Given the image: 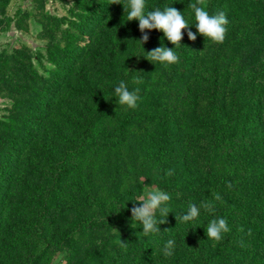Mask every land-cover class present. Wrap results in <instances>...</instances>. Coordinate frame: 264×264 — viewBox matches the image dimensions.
I'll use <instances>...</instances> for the list:
<instances>
[{
    "label": "trees",
    "instance_id": "16d2710c",
    "mask_svg": "<svg viewBox=\"0 0 264 264\" xmlns=\"http://www.w3.org/2000/svg\"><path fill=\"white\" fill-rule=\"evenodd\" d=\"M195 2L150 0L146 12L172 6L182 12L190 24L189 29L182 30L183 38L178 47L169 42L162 31L154 29L157 33L152 39V48L161 45L175 47L179 60L167 64L150 61L148 56L140 55L139 59L130 58L124 73L118 72L117 63L111 57H103L100 65L103 64L105 69L92 74L84 72V69L77 70V61L71 59L72 55H80L84 51L87 43L82 41L87 40V34H91L94 27L115 9L112 3L82 0V5H86L88 10L82 23L65 19L68 25L61 38L57 35L65 43L59 51L63 57L54 61L56 68L51 70V77H40L36 85L31 81L32 87H28L30 94L24 101L18 100L29 111L16 129V138L8 143L9 151L4 155L5 165L0 171V198L7 197L16 185L14 181L21 179L16 202L20 205L16 212L18 216L22 213L14 223L22 222L17 225L19 233L13 242L3 241L2 256L5 259L0 260V264H6L5 260L7 264H39L47 252L48 238L58 241L61 247L72 245L89 229L100 226L103 219L96 215V209L91 208L86 185L81 178V161L88 154L97 155L108 147L122 144L125 135L132 133L131 126L137 124L134 118L150 124L143 134L136 137V146L148 159L145 167L147 178L170 194L171 199L167 202L170 212L165 218L157 210V219H165L166 222L159 225V232L145 234L142 224L132 220L130 211L133 203L140 206L137 200L143 194V184L137 182L125 197L116 202L114 213L104 217L118 226L116 247L100 243L90 232L84 240L86 244L74 251L81 255L77 264H146L154 251H163L169 239H174L175 248L182 253L195 251L203 243L211 248L217 241L208 239L206 231L209 222L216 218H225L228 223L230 231L223 234V239L234 237L233 249L239 250L241 257L237 264H264L263 108L260 102L252 103L245 89L231 81L233 60L227 54V41L216 43L198 33L195 13L190 7ZM203 7L210 15L225 12L228 24L234 20H246L253 27L264 24V0H205ZM59 27L54 24L56 30ZM188 30L196 34L195 41L188 39ZM148 31L151 30L146 29L144 34ZM209 47H213V51L204 65L205 71L213 75L208 79L212 90L208 103L200 108L193 97L194 107L191 112L184 113L207 141L206 167L202 168L196 164L197 158L194 157L196 161L191 160L185 151L176 150L177 139L169 118L177 110L182 91L197 74L203 49ZM236 50L245 63H255L259 59L255 48H250L249 44L237 43L232 52ZM141 58H144V63ZM157 71L165 91L153 96L151 91L148 94V88L153 87L152 79ZM130 78L141 81L137 107L121 104L116 107L119 98L114 88ZM59 82L62 87L55 95ZM61 94L66 96L64 101L68 109L74 105L75 112V105L82 104L88 112L83 114L82 109H78L81 121L71 124L74 137H63L59 141L46 132L40 137L35 136L37 128L43 124L44 114L53 109L57 96ZM95 105L96 111L92 109ZM142 105H145L144 109L140 108ZM149 110L150 114H147ZM110 120L113 123L108 124ZM253 129L258 131V135L248 140ZM23 131L29 132L27 136ZM190 144L198 147V138L192 139ZM21 162L25 165L21 166ZM218 168H222L220 175L217 174ZM169 170H172V175L167 174ZM229 182L231 189L227 187ZM216 193L221 195L222 201L214 202L213 212L201 207L200 215L194 221L184 223L179 220L186 214L189 204L200 206L213 200ZM57 215L63 216L68 228L59 239L51 237L60 234V228L54 227ZM120 241L126 246H122ZM212 258L213 255L209 254L201 259L204 263L197 260L196 264H209L213 262Z\"/></svg>",
    "mask_w": 264,
    "mask_h": 264
},
{
    "label": "rangeland",
    "instance_id": "374dc122",
    "mask_svg": "<svg viewBox=\"0 0 264 264\" xmlns=\"http://www.w3.org/2000/svg\"><path fill=\"white\" fill-rule=\"evenodd\" d=\"M107 1L113 2V0ZM149 1L146 0L145 12ZM119 2L112 3L115 9L94 27L91 34H87V40L82 41L83 44L87 43L84 51L80 55H72L71 59L77 61V70L84 69L83 71L88 74L104 70L105 66L100 65L101 59L111 57L117 63L118 72L124 73L130 63V58L139 59L140 55L146 57L147 52L153 49L151 42L157 31L154 29L148 31L146 34L149 40L142 45L137 41L144 35L139 31V21H128V0H119ZM87 13L88 10L86 5H82V0H0V171L5 165L4 155L6 151H9L8 143L16 138V129L20 126L23 116L25 117L29 111V108L23 106V103H19L18 100H23L30 94L28 87L31 86V81L36 85L40 82V77H51V70L56 68L54 61L63 57V53L59 51L65 43L64 40H59L57 35L59 38L62 37L63 29L68 25L65 19L81 24ZM54 24L60 27L56 30ZM226 29L227 54L233 60L230 67L231 81L245 89L252 103L260 102L264 114V24L253 27L246 20H234L226 26ZM237 43L249 44L250 48L254 47L258 61L245 63L237 50L232 52L233 46ZM212 51L213 47L203 49V59L199 63L197 74L182 91L177 110L169 118V121L173 122L172 128L177 139L176 150L185 151L191 160L197 158V161L195 159L196 164L202 168L206 167L204 161L207 156V141L202 138L198 129L192 126L184 113L191 112L195 99L200 108L208 103L212 91L208 79L213 75L205 71L204 65L208 63ZM140 60L145 62L144 58ZM136 80L130 78L125 84L129 87V91L139 89L140 93L141 87L135 82ZM152 81L153 87L148 88V94L150 91L153 96L164 93L158 71L155 72ZM61 87L62 84L59 82L55 95L59 94ZM64 97H66L64 94L57 96L53 109L50 108L48 111L49 117H46L48 113L44 114L43 124L37 128L35 136L40 137L46 132L47 135L54 136L59 141L63 137H74L75 131L71 128V124L81 121L78 119V114H80L78 109L81 108L83 114L88 112L82 104L75 105V112L74 105L72 109H68ZM118 105L120 104L118 103L116 107ZM140 108L144 109L145 105ZM92 109L96 111L97 106L95 105ZM147 114H150V110ZM111 123L113 120L108 122V124ZM134 123L138 125L131 126L132 133L125 135V141L122 144L108 147L97 155L88 154L81 161V178L86 185L85 190L92 204L91 208L96 209V215L103 219L100 226L96 225L93 229H89L72 245L61 247L58 241L48 238L47 252L39 264H77L81 255L75 254L74 251L80 250L86 244L84 240L90 232L97 236L100 243L107 244L108 247L109 245L116 247L119 241L116 238L118 226L115 222L109 223L104 217L114 213L116 202L125 197L128 190L137 182L143 184L141 198L146 199L147 192L159 189L147 178L145 167L148 159L136 146L138 143L136 137L143 134V130L150 127V124L139 118H134ZM23 132L26 136L29 133L28 131ZM257 135L258 131L253 129L248 140L254 139ZM195 138H198V147L190 144ZM24 165L25 162H21V166ZM217 172L220 175L222 168H218ZM20 180L14 181L16 185L7 197L3 200L0 198V260L5 259L2 256V248L5 246L3 241L12 240L13 242L19 233L17 225L22 222L20 220L17 225L14 223L22 213L21 211L18 216L16 212L17 206L20 205H16L17 198H19L17 188L20 187ZM54 225L60 228V234L51 237L58 239L63 237L62 232L65 233L68 229L63 222V216L57 215ZM232 239L230 237L222 239L215 242L211 248L205 247L203 243L199 249H196L197 251L186 253L174 247L171 256H165L163 251H154L146 264H196L197 260L204 263L205 261L201 259L209 254L213 255V262L209 264H237L241 257L239 250L236 252L233 249ZM5 263L7 264L6 260Z\"/></svg>",
    "mask_w": 264,
    "mask_h": 264
},
{
    "label": "clouds",
    "instance_id": "9594fccd",
    "mask_svg": "<svg viewBox=\"0 0 264 264\" xmlns=\"http://www.w3.org/2000/svg\"><path fill=\"white\" fill-rule=\"evenodd\" d=\"M112 3H120L119 0H113ZM129 11L128 21L138 20L139 31L145 33V30H160L164 33V36L169 42L175 47L181 44L183 34L182 30L189 29V23L185 20L182 12L177 10L175 7H165L163 10L156 8L154 11L145 12L146 0H128ZM205 0H196L190 7L194 10L196 28L199 34L204 37L210 38L216 43H222L226 35V25L228 19L225 12L219 11L215 15H210L203 5ZM125 10V9H124ZM188 39L195 41L197 36L191 30L187 31ZM149 36L144 34L137 41L141 44L147 43ZM174 47V48H175ZM174 48H167L163 45L156 47L155 49L147 52L150 61H157L160 63L173 64L179 60L178 55L174 51ZM136 83L141 81L137 79ZM116 96L119 98V104L127 105L129 108H136L139 100V89L129 91L127 85L121 81L118 86L114 88ZM168 175H172V170H169ZM227 187L232 188L231 182L228 183ZM147 198H141L137 200L140 206H136L133 203L131 211L132 220L139 221L142 224V229L145 234L159 232V225L166 222L165 219H157L156 212L159 210L161 217H167L169 214V208L167 202L171 199L170 194L156 189L147 192ZM215 201H222V197L219 193H216L213 200L204 202L202 205L197 206L196 204H189L186 214L179 217V220L188 223L194 221L200 215V208L203 207L208 212H213L215 209ZM177 219V217H176ZM230 231L228 223L225 218L212 219L208 226L206 235L208 239L214 241H221L224 237L223 234ZM243 231V229H241ZM250 234V233H249ZM122 246H126V243L121 242ZM175 242L169 239L164 245L163 254L165 256H171L173 254Z\"/></svg>",
    "mask_w": 264,
    "mask_h": 264
}]
</instances>
